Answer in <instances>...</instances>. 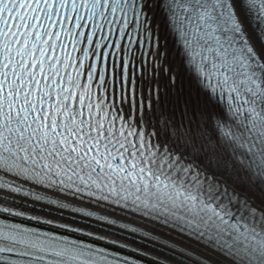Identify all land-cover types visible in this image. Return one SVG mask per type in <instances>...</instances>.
<instances>
[{
    "label": "snow or ice",
    "instance_id": "obj_1",
    "mask_svg": "<svg viewBox=\"0 0 264 264\" xmlns=\"http://www.w3.org/2000/svg\"><path fill=\"white\" fill-rule=\"evenodd\" d=\"M0 264H264V0H0Z\"/></svg>",
    "mask_w": 264,
    "mask_h": 264
}]
</instances>
